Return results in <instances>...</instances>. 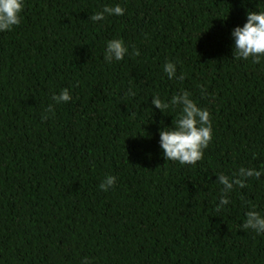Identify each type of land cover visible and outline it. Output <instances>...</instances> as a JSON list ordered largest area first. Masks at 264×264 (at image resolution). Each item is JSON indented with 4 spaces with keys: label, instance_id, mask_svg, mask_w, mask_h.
I'll return each mask as SVG.
<instances>
[{
    "label": "trees",
    "instance_id": "obj_1",
    "mask_svg": "<svg viewBox=\"0 0 264 264\" xmlns=\"http://www.w3.org/2000/svg\"><path fill=\"white\" fill-rule=\"evenodd\" d=\"M115 4L123 16L89 19ZM257 10L264 0H25L0 32V264H264V235L242 228L246 211L264 214V175L216 210L217 174L264 169V57L233 59L230 36ZM113 38L129 53L109 64ZM64 88L72 99L54 104ZM182 90L212 120L194 165L163 158L158 130L179 109L151 105Z\"/></svg>",
    "mask_w": 264,
    "mask_h": 264
},
{
    "label": "clouds",
    "instance_id": "obj_2",
    "mask_svg": "<svg viewBox=\"0 0 264 264\" xmlns=\"http://www.w3.org/2000/svg\"><path fill=\"white\" fill-rule=\"evenodd\" d=\"M25 0H0V32L11 31L21 23V15ZM125 9L120 4L113 6L104 5L100 11L94 12L89 19L93 22H100L106 16H123ZM232 40L233 59L249 60L258 64L264 57V10L247 11L246 20L242 26L237 25L230 32ZM129 53V48L122 38H113L105 41L103 49V59L111 64L113 61H121ZM135 55L139 56L138 50ZM177 62L166 60L162 66L163 72L169 80H183L181 73L177 76ZM124 95L128 98L137 95L130 84ZM201 96L211 104L215 100L214 93H207L206 89H201ZM72 99L69 89L64 88L59 94L53 93L51 100L59 105L67 103ZM53 103L44 109L41 120L49 118V114L54 112ZM151 105H154L162 114L165 110H176V120L171 127H161L158 130L159 149L166 161L178 162L180 165H194L203 157V150L207 148L212 139V120L207 107H201L192 94L187 90H182L174 94L168 100H163L159 94L151 96ZM264 175V169L240 167L231 176L219 173L216 175V182L221 185L220 193L217 197L216 210L224 208L229 204L228 194L234 186L245 187V182L249 177L259 179ZM116 177L106 175L99 184V189L107 192L114 187ZM254 208V206H251ZM245 219L242 224L243 229H251L256 235H264V214L255 210L245 212ZM81 264H92L88 257L81 259Z\"/></svg>",
    "mask_w": 264,
    "mask_h": 264
}]
</instances>
